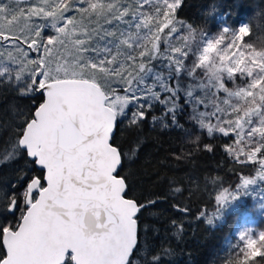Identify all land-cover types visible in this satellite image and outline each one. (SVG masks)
Instances as JSON below:
<instances>
[{"label":"snow or ice","instance_id":"obj_1","mask_svg":"<svg viewBox=\"0 0 264 264\" xmlns=\"http://www.w3.org/2000/svg\"><path fill=\"white\" fill-rule=\"evenodd\" d=\"M180 6L181 0H0V83L43 101L12 128L0 152V164L23 160L41 170L27 180L20 170L26 187L19 204L13 194L7 207L16 219L0 223V264H140L138 213L148 205L126 198L114 135L125 122L138 144L149 117L180 129L187 110L209 136L234 133L225 151L257 164L264 178V49L244 42L249 26L235 34L225 28L207 41L202 32L199 52L186 63L187 45L161 49L165 29L171 37L177 25L195 38L196 29L176 19ZM240 240L230 264L264 261V231ZM167 255L150 251L143 264H161Z\"/></svg>","mask_w":264,"mask_h":264},{"label":"trees","instance_id":"obj_2","mask_svg":"<svg viewBox=\"0 0 264 264\" xmlns=\"http://www.w3.org/2000/svg\"><path fill=\"white\" fill-rule=\"evenodd\" d=\"M176 19L191 24L196 29L195 38L186 27L177 25L179 30L171 37H167L165 29L161 48L168 45L167 41L174 47L187 45L191 53L186 63L199 52L202 32L207 33V41L225 28L235 34L239 27L249 26L244 42L257 50L264 49V0H181ZM236 83H240L239 78ZM14 87L0 83V152L12 128L30 119L43 102L38 95H22ZM155 114H161L159 107ZM179 119L183 128H161L153 125L149 117L140 130L138 144L127 122L119 124L114 134L123 153L121 175L129 186L126 197L148 205L138 214L141 250L137 260L143 264L151 251L168 253L161 264H230L242 244L241 234L264 230V180L257 176V164H241L225 151L228 145H234V133L228 137L219 133L209 136L188 120L187 110ZM31 168L23 160L0 164V223L16 219L7 207L13 194L18 204L22 199L26 184L18 180L21 169L25 180L40 175V169ZM245 179L254 183L245 187ZM225 190L238 192L218 202L216 197ZM150 200L156 203L149 204ZM177 206H187L190 211L179 212ZM201 212L204 216H200ZM174 220L182 224V232L173 226ZM258 264L264 261L258 258Z\"/></svg>","mask_w":264,"mask_h":264},{"label":"rangeland","instance_id":"obj_3","mask_svg":"<svg viewBox=\"0 0 264 264\" xmlns=\"http://www.w3.org/2000/svg\"><path fill=\"white\" fill-rule=\"evenodd\" d=\"M130 2H131V0H130ZM162 39H163V34H162ZM166 40H168V39H166ZM167 44H170V42L169 41H167L166 42ZM25 47V50H27V46L25 45L24 46ZM165 47H167V45L165 44V46L163 47V48H161L162 50L165 48ZM35 55L36 54H34V53H29V59H32V58H35ZM263 180H264V178H262ZM252 183H254V181L252 182ZM251 185V183L250 184H247V185H245L244 183H243V186H245V187H248V186H250ZM225 191H227V190H225ZM224 192V191H223ZM228 193H229V195H228V198L226 199V200H224V201H227L228 199H229V197L230 196H234L238 191H235V192H232V193H230L229 191H227ZM221 194V193H220Z\"/></svg>","mask_w":264,"mask_h":264},{"label":"water","instance_id":"obj_4","mask_svg":"<svg viewBox=\"0 0 264 264\" xmlns=\"http://www.w3.org/2000/svg\"><path fill=\"white\" fill-rule=\"evenodd\" d=\"M115 134V133H114ZM126 198H128V197H126ZM139 214V213H138Z\"/></svg>","mask_w":264,"mask_h":264},{"label":"clouds","instance_id":"obj_5","mask_svg":"<svg viewBox=\"0 0 264 264\" xmlns=\"http://www.w3.org/2000/svg\"><path fill=\"white\" fill-rule=\"evenodd\" d=\"M262 231H264V230H262Z\"/></svg>","mask_w":264,"mask_h":264}]
</instances>
